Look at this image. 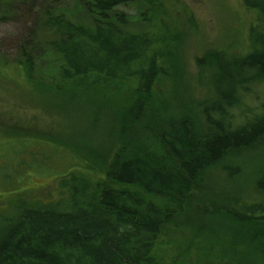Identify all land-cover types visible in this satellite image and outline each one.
<instances>
[{"label":"trees","instance_id":"16d2710c","mask_svg":"<svg viewBox=\"0 0 264 264\" xmlns=\"http://www.w3.org/2000/svg\"><path fill=\"white\" fill-rule=\"evenodd\" d=\"M135 1L81 0L91 26L49 11L34 20L45 37L39 45L61 59L56 83L33 82L45 109L66 114L67 97L77 128L95 126L100 117L106 135L98 161L88 156L97 144L70 148L58 137L29 136L49 143L28 146L42 158L36 171L49 167L57 177L58 196L0 210V264H198L204 257L213 262L206 264H264V171L252 177L254 201L204 196L201 187L212 167L257 146L264 153V103L251 115L235 113L248 82L264 81V0H241L251 13L241 54L216 47L196 57L199 80L207 77L210 89L200 97L186 78L179 31L169 39L158 28L131 31L121 14H111ZM139 1L147 5L146 19L156 22L161 0ZM29 60L10 64L11 70L29 78ZM7 66L0 58V73ZM128 185L181 206L186 221L177 227L178 210ZM223 216L229 227L213 224ZM193 250L204 256L194 259Z\"/></svg>","mask_w":264,"mask_h":264},{"label":"rangeland","instance_id":"374dc122","mask_svg":"<svg viewBox=\"0 0 264 264\" xmlns=\"http://www.w3.org/2000/svg\"><path fill=\"white\" fill-rule=\"evenodd\" d=\"M160 5V15L156 22L152 20L151 23L143 15L147 5L139 0L120 4L111 14H121L125 18L123 26L131 31L153 32L158 28L159 33H163L168 39L179 31L183 37L180 52L187 66L186 78L189 83L191 81L195 84L194 91L199 93L200 97L210 89L207 88V77L199 80L198 72L201 67L197 64L196 57L216 47L229 54H241L247 43L246 27L251 13L241 0H161ZM47 11L51 14H63L86 26L92 24L89 13L81 5V0H0V58L9 63L3 74L0 73V210L20 200H48L58 196L57 177L46 172L49 167L40 173L36 171L40 168L34 167L42 158L32 154L31 152L36 151L28 146L30 141L36 149L49 143L42 142L41 139L35 142L36 140L29 136L47 139L58 137L64 139V143L69 144L70 148H75L76 146L72 145L79 142L97 144V151H93L97 154L92 152L88 156L98 161L103 136L106 135L102 129V123L105 122H100V117L95 126L82 130L77 128L76 116L67 106V97L62 100V107L69 112L64 114L57 108L45 109V100L37 95L39 90L33 86V82L53 85L58 79V68L61 64L59 55L39 45L45 37L33 27L34 20H41ZM191 24H194V27ZM28 56L31 65L29 78L15 73L10 66L12 63L25 61ZM248 85L250 90L242 89L241 93H246L245 98L235 109V113H239L238 118L257 112L264 103V81L248 82ZM48 101L53 105L56 103L52 98ZM170 105L173 107L174 102ZM168 113L173 114L170 107ZM78 117L79 124L85 125L86 115L81 113ZM81 134L87 139H78ZM258 148L259 146L250 153L246 150L242 156L226 160L208 170L201 182L203 195H234L249 201L256 200L257 194L252 186L253 178L258 172L264 171V164L259 163L257 157L256 160L253 159L254 155L264 159V153H259ZM54 160L55 158L51 159L50 163ZM61 167L62 165L55 166ZM235 167L238 169L234 170ZM127 187L144 194L146 198L161 206L178 210L175 219L177 227L182 219L186 221V212L182 211L181 206L174 208L172 203H167L153 194H146L132 185ZM212 222L214 225L216 222H222L227 227L232 223L224 216L217 220L215 218ZM192 256L194 259H200L204 255H197L196 250H193ZM211 262L209 257H204V261L199 260L198 264Z\"/></svg>","mask_w":264,"mask_h":264}]
</instances>
